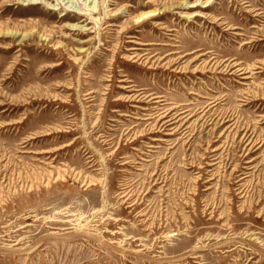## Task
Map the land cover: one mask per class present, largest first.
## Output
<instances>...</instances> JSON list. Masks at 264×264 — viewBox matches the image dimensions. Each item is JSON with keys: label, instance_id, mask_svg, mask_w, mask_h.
I'll list each match as a JSON object with an SVG mask.
<instances>
[{"label": "rangeland", "instance_id": "1", "mask_svg": "<svg viewBox=\"0 0 264 264\" xmlns=\"http://www.w3.org/2000/svg\"><path fill=\"white\" fill-rule=\"evenodd\" d=\"M182 1L0 0V264H264V0Z\"/></svg>", "mask_w": 264, "mask_h": 264}, {"label": "bare ground", "instance_id": "2", "mask_svg": "<svg viewBox=\"0 0 264 264\" xmlns=\"http://www.w3.org/2000/svg\"><path fill=\"white\" fill-rule=\"evenodd\" d=\"M91 2H92V0H91ZM149 2V1H148ZM190 2V7L189 8H193V7H195V8H197V7H208V6H210L213 2H214V0H205V1H203V0H184V1H182L181 2V6H186L187 5V3H189ZM34 3V2H33ZM84 9H86L88 12H89V14L90 13H93V11H96V8L95 7H87V8H84ZM166 9H162V11H165ZM157 11H159V10H154V11H150V12H146V13H144V14H142L141 16H139L138 18H137V21L138 20H140V19H142V18H145V17H155V15H156V12ZM195 11H198V12H195ZM194 12H195V14L194 15H201L202 17H205V18H207V15L205 14V13H201V11L200 10H194ZM193 12V13H194ZM96 13V12H95ZM193 13H189L188 15H192ZM187 15V14H186ZM115 24H113V23H111V24H109V26H114ZM106 29V28H105ZM13 33V32H12ZM18 33V31H15L14 32V36L16 35ZM129 38H132L131 40H129L128 42H131V43H136V44H138V43H141V42H138V41H135V36H133V35H129L128 36ZM25 38V35H23V37H22V39H24ZM22 39L20 40V41H22ZM45 39H48V36L46 35V37H45ZM141 45H146L145 43H142ZM56 49L57 48H60L61 46H62V43H56V44H54L53 45ZM128 50H139V48H137V47H130ZM133 52H136V51H133ZM135 54V56H133V57H136L137 56V54L136 53H134ZM196 58H194L193 60H195ZM172 64V63H171ZM177 65V64H176ZM205 69V68H204ZM203 68H200V67H196V68H194L193 70H191L190 72H192V73H197V72H201L202 70H204ZM203 72V71H202ZM243 73H245V72H240L239 74H243ZM126 84V83H125ZM160 97H163V96H160V95H154L152 98H158L155 102H157L159 105H163V104H165V102H163L164 101V99H162V98H160ZM160 101H162V102H160ZM172 110L173 109H171V110H169V111H167V112H163L162 114H161V117H160V119L162 120V119H166L164 122H162V128H164V130H172L173 129V127H171L175 122H177L176 120H174L175 118H176V115H184L185 114V116L184 117H186V115H187V110H182V111H179V112H175V113H171L172 112ZM160 120V121H161ZM167 127H170L169 129H167ZM185 127V126H184ZM168 132V131H167ZM169 134H172L173 132H168ZM140 134V133H139ZM250 141H252L251 139H250ZM249 141V142H250ZM259 144V143H258Z\"/></svg>", "mask_w": 264, "mask_h": 264}]
</instances>
